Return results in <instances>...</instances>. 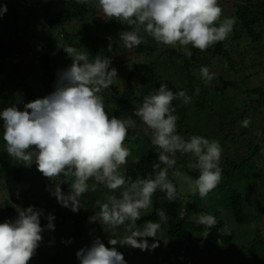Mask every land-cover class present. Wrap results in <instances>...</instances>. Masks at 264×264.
<instances>
[{"label": "clouds", "instance_id": "obj_1", "mask_svg": "<svg viewBox=\"0 0 264 264\" xmlns=\"http://www.w3.org/2000/svg\"><path fill=\"white\" fill-rule=\"evenodd\" d=\"M76 3L88 4L89 0ZM96 7L105 20L122 21L128 26L118 33L125 48H137L151 38L163 48L179 47L189 59L192 49L204 52L226 41L236 24L235 18L224 17L219 0H97ZM6 12V4H0V18ZM108 39L107 50L111 52L112 38ZM57 47L66 53L71 64L57 71L53 90L28 102L18 97L10 106L0 109V133L6 153L26 168L34 165L49 181L45 190L73 213L87 209L81 199L85 193L106 189L103 199L95 200L94 207L99 210L89 217V222L108 226L111 235L107 246L95 236L75 256L79 264H127L118 246L141 251L159 247L156 238L162 225L169 221L167 212L157 208L158 222L149 219L142 227L137 224L142 212L152 208L157 192L163 194L161 201L181 199L183 190H178L172 177L186 182L192 195L206 199L222 181L223 148L216 139L202 135L185 138L179 134V116L173 101L181 100L187 105L192 96L185 90L174 91L166 82L144 96L131 115L110 116L102 93L118 79L112 58L97 54L90 60L86 50ZM216 76L208 66H200L198 78L205 84L212 85ZM199 92L197 88L194 95ZM137 121L143 124L156 158L151 172L133 179L127 175L126 167L132 149L125 141L129 131L137 127ZM240 123L247 128L252 120L244 118ZM138 138V134L131 137ZM180 156L193 158L188 168L199 173L197 178L182 171L183 165L178 164ZM63 184L69 185L67 193L62 190ZM183 199L186 203L187 197ZM218 211L223 214L224 210ZM16 213L15 218L0 222V264H29L43 241L42 233L55 230V216L42 208L17 207ZM42 217L47 220L44 226ZM196 223L203 226V239L208 238L212 228H217L220 236L231 234L227 224L217 227L219 221L211 213L198 214ZM119 228H123L124 234L117 237ZM148 238L154 242L149 243ZM62 242L70 244L72 240Z\"/></svg>", "mask_w": 264, "mask_h": 264}, {"label": "trees", "instance_id": "obj_2", "mask_svg": "<svg viewBox=\"0 0 264 264\" xmlns=\"http://www.w3.org/2000/svg\"><path fill=\"white\" fill-rule=\"evenodd\" d=\"M0 4L7 6V12L0 18V109L10 106L18 97L28 102L49 94L53 90L57 71L67 66L57 65L60 64L59 60L48 53H41L43 47L38 43V37L34 35L30 40L28 39L30 41L28 45L38 53L33 60L27 58L23 60L24 65L31 61L29 70L20 72L17 79L12 72L7 71L12 59L20 57L26 35L35 32L39 26L43 27L44 39L47 42L54 45L56 39L65 37V46L75 47L79 51L86 50L90 54V60L97 54L112 55L116 46L126 49L120 46L123 44L119 41L117 32H121V27L127 30L128 26H124L122 21L100 18L95 0H89L88 4H77L76 0H0ZM58 5L62 9L58 10ZM236 6L241 10V17L244 16L246 25L245 29L236 30L234 38L243 39L246 42L245 46L240 47L239 43L228 46L227 39L204 52L193 49V56L189 59L181 50L157 46L155 41L148 38L147 43L134 48V52L138 54L146 53L143 66L138 68L123 64L112 65L118 67V74L121 75L119 78H122L118 81L122 82L123 89L113 83L110 90L102 93L108 106L106 107L108 114L125 118L131 115L136 103L141 105L144 96L158 88L161 83H168L169 88L174 91L185 90L192 96L191 103L185 105L181 100L173 101L176 114L179 116L177 122L179 134L185 138L191 135L217 138L222 145L223 178L206 199H200L198 194L183 192L181 199L167 202L161 201L159 198L163 194L157 192L151 210L141 215V220L137 222L138 226H142L149 219L158 222L159 218L155 210L163 208L169 216V221L162 225V228L170 238L184 250L186 249L180 258L183 264L194 260L193 252L191 255L186 254L192 245L187 244L190 240L188 234L197 240L196 244H199V248L208 251L207 254L205 253L206 256L218 255L220 257L218 264H264V235L263 231L257 229L261 223L264 224V148H262L264 145V0H248L244 4L236 3ZM43 18L45 19L42 20ZM67 22H78L87 33L82 35L80 32L79 36L61 28L55 33V27ZM115 24L117 27L114 26ZM113 29L117 38L111 42L112 51L109 52L107 49L110 42H107L104 36L108 31L113 32ZM234 48L240 58L238 63L232 60L233 56L231 57ZM226 57L230 58L231 64L237 66L232 68V71L241 72V79L228 78L221 73L216 76L212 85H207L198 78L201 65L208 66L210 71L215 72L214 69L218 68L222 58ZM148 58H151V61H148ZM32 71L35 75L39 74L42 81L48 82L45 92L36 90L35 86L28 82V73ZM136 86L139 89H136ZM197 88L200 89L198 96L194 95ZM237 93L242 95L240 99H236ZM244 118L252 120L247 128L242 127L240 123ZM257 132L259 135L256 134ZM137 134L138 141L132 140V135ZM140 138L146 145V150L141 153L138 160H129L126 166L127 175L133 179L151 172V163L156 158L155 149L149 137L144 134V130L133 129L125 144L131 145L136 142L141 144ZM241 147L244 149L240 154ZM190 160L193 158L186 156L178 159V164L183 165L182 171L187 175L197 178L199 173L188 168L187 161ZM7 168L13 170L14 179L18 182L27 181L30 184L32 193L29 192L28 195V192H24L26 193L25 200L22 198L25 201L24 207L34 205L44 209L46 214L52 213L55 216V230H46L42 233L43 241L29 264H79L77 259L71 260L72 251L69 245L62 241L71 238L72 241L75 240L73 243L77 246L78 242L85 243L95 236H101L96 230L100 224L89 222V217L99 210L94 207L95 200L103 199L98 194V189L95 192L85 193L81 198L87 209L82 208L78 213H73L68 208L62 207L45 190L49 181L34 165L26 168L7 155L3 135L0 133V171ZM26 169H29L28 174H25ZM61 187L65 193L69 191L68 184H63ZM177 187L181 190L178 185ZM247 191H252L256 197L252 210H247ZM185 196L186 203L183 199ZM45 200L47 202H44ZM221 202L228 208L223 214L218 211ZM9 207L15 208L12 205H8ZM184 208L187 211L185 213ZM9 211L12 216L17 215L16 211ZM202 212L216 216L219 221L217 227L227 224L231 234L220 236L217 228H212L208 238L203 239V226L196 223L198 214ZM46 223L47 220L42 217L41 226ZM62 230L67 233L62 234ZM218 240L220 243H217ZM171 264L176 263L172 261Z\"/></svg>", "mask_w": 264, "mask_h": 264}, {"label": "rangeland", "instance_id": "obj_3", "mask_svg": "<svg viewBox=\"0 0 264 264\" xmlns=\"http://www.w3.org/2000/svg\"><path fill=\"white\" fill-rule=\"evenodd\" d=\"M248 0H219L220 5L223 8V15L224 17H231V18H235L236 20V24L234 27V31L233 33L229 36L228 38V46L231 44H238L240 47L245 46L246 42L243 39H237L234 38V36L236 35V30H241V29H245V18L244 16L241 17V10L239 9L238 6H236V3L238 4H244L246 3ZM254 1H258V0H254ZM95 2H97V0H95ZM58 10L62 9V7H60L58 5ZM57 8H55V10L57 11ZM52 14V10L50 12ZM103 17V13L100 11V18ZM45 18H43L42 20H44ZM45 22V21H44ZM47 24V23H46ZM115 27H117V24L114 25ZM124 26L127 27L126 24H124ZM67 30L70 32H73L76 35H81L80 32L83 34L87 33L80 25L78 22H67L66 24H63L60 27H55L54 31L55 33H57L59 30ZM24 29V28H23ZM94 29L96 30V28L94 27ZM125 30V27H121V31ZM114 29L113 32L112 31H108L106 32V35L104 36V38L106 37L107 42L109 41V37L112 38L111 42L115 40V38H117V35L114 34ZM37 36L38 37V43H41L40 45L43 47L42 52L41 53H48L50 55H52L54 58H56L57 60H59L60 64L57 65H70L71 64V60L70 58L66 55V53H64V51L61 48H58V46H65V40L63 37L62 39H56L57 41L53 44H51L50 42H47L46 39H44V29L43 27L39 26L38 29L35 30V32L33 33H29L26 35V38L24 39L25 41V45L22 48L21 54L19 55L20 57H14L12 59V63L10 64L11 66L7 67V71L8 72H12L13 76L15 79H17V75L20 72H27L29 70V66L31 61H29V63H27V65H24L23 60L24 58L27 59H34L38 53L30 49L28 43L30 42V38L33 36ZM29 39V40H28ZM46 45V46H45ZM123 46V45H120ZM174 49H178L181 50L179 47L174 48ZM32 50V51H31ZM134 48L133 49H124L121 47H115L114 48V53H112V55H109L112 58V65L114 64H118L121 65L123 64L124 66L127 65H131V67H138L141 68L143 66L144 60L146 58V53H136L134 52ZM82 51V49L80 50ZM183 52V50H181ZM193 52V49H192ZM233 56L232 60H234L236 63H238L240 61V58L238 56V52L234 49H232L231 52V57ZM220 57H217V59H219ZM148 61H151V58H148ZM230 61V63H228ZM63 62V63H62ZM225 63H227V67L225 68ZM61 65V66H62ZM56 66V65H55ZM57 67V66H56ZM237 67L235 66V64H231V60L230 58L227 59L226 58H222V62L220 63V65L218 66V68L214 69L215 73L217 74V76L219 74H224L226 75L228 78L232 77L233 79H241V72L239 73H235L234 71H232V68ZM63 68V67H62ZM116 69H118V67H115ZM130 70H128L129 72ZM229 72V73H228ZM29 75L27 76V80L28 82H31V84L33 86H35L36 90H39L40 92H45L47 90V81L46 83L44 81H42L39 77V74H34V71H32L31 73H28ZM121 75L119 76L118 74V79H116L114 81V85H117L118 87H120L121 89H123V84L122 82H119L118 80H121L122 78ZM215 82V80H214ZM136 89H139V87L136 86ZM237 97L236 99H240L242 97V95L240 93L236 94ZM105 101V100H104ZM139 103L135 104V107H139ZM108 107L107 103L105 101V108ZM264 117V114H263ZM135 129L144 130V126L142 123H140L139 121H137V127ZM132 130L129 131V133H131ZM216 140H218L216 138ZM138 141V140H137ZM141 144H137L136 143H132L131 145H127L125 144L127 147L132 149V154L130 157H128V161L129 160H138L141 153L143 151L146 150V145L143 142H140ZM242 149H244V147H241V150L239 151V153L241 154ZM183 157L186 156H180L178 159H183ZM190 162H194V160H190L187 161V163ZM186 163V162H185ZM13 170L10 168L7 169H2L0 171V222H3L5 219H13L15 218V216H12L10 214V211L15 212L17 207H24V203H25V199L26 198V193H24L25 191L28 192L27 194L30 195L29 192H31V187L30 184L27 181H23V183L18 182L16 179H14L13 176ZM29 169L25 170V174H28ZM27 178V176L25 177ZM193 178V177H192ZM170 179H174L175 183L180 187V189L183 190V192L185 193H190L188 192V185L186 182H184L183 180L180 179H176V178H172L170 177ZM106 189L104 188H98V194L100 196H102V198L104 197V194L106 193ZM32 193V192H31ZM247 197H246V204H247V210H252L253 209V201L255 200V195L253 194L252 191H247ZM24 200H23V199ZM40 201V200H39ZM44 202H47V200H45ZM8 205H12L15 206V208L10 209V207L8 208ZM192 208V207H191ZM220 208H223L224 211L228 210L227 206L225 205V203L221 202V206ZM151 210V208L147 211L149 212ZM189 210V209H187ZM147 212H142L141 215H143L144 213ZM187 212L186 208H184V213ZM250 212V211H249ZM195 216V214H194ZM143 226V225H142ZM141 226V227H142ZM254 226V225H252ZM84 228V227H83ZM98 228V229H97ZM96 228V230L99 232V234L101 235L100 238L101 240L105 243V245L107 246V241H108V235H111L110 230L108 229V226L105 225H99ZM257 229H260L261 231H263V235H264V224L261 223ZM104 230V231H103ZM62 234L67 233V231L62 230L61 232ZM123 233V228H119L116 230V236H122ZM188 239L189 242L187 243L188 245H190L188 255H192L194 256V260H192L191 262H186V264H218L219 262V256L218 255H209L206 256L205 253L208 252L207 250H203V248H199V244L197 243V240L191 238L192 235L188 234ZM115 238V237H114ZM71 239V238H70ZM149 239V243L154 242L152 238H148ZM159 240V247H157L154 251H141L139 249H133V248H129V247H119L118 246V250L121 251L124 254V257L127 261V264H171L172 261L176 264H183L182 261H180L181 255L183 254V252H185L184 248L177 244L172 238H170L166 232L165 229L162 228L161 231L157 234V238ZM72 240V239H71ZM92 240V239H91ZM91 240H87L85 241H81L78 242L79 245L76 246V244L73 243V241L75 242V240L72 241L73 244H68L70 247V250L72 251V259H76V256L73 254H75L76 250H78V248L82 247L84 244H90ZM70 250H68L70 252ZM187 252V251H186ZM190 253V254H189ZM207 254V253H206ZM209 254V253H208ZM67 255V254H66ZM70 257V255H68ZM179 256V257H178ZM214 259V260H212Z\"/></svg>", "mask_w": 264, "mask_h": 264}]
</instances>
